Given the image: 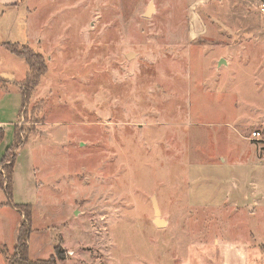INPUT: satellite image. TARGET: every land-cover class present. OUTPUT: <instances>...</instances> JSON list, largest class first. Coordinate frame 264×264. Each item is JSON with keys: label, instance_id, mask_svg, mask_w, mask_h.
Returning <instances> with one entry per match:
<instances>
[{"label": "rangeland", "instance_id": "1", "mask_svg": "<svg viewBox=\"0 0 264 264\" xmlns=\"http://www.w3.org/2000/svg\"><path fill=\"white\" fill-rule=\"evenodd\" d=\"M209 2L25 0L32 27L21 43L45 69L24 108L18 88L0 87L7 259L18 206L32 211L31 260L61 246L59 264H209L216 235L211 212L191 207V171L240 145L223 122L253 104L264 111V0ZM14 59L0 76L22 81L27 65Z\"/></svg>", "mask_w": 264, "mask_h": 264}, {"label": "crops", "instance_id": "2", "mask_svg": "<svg viewBox=\"0 0 264 264\" xmlns=\"http://www.w3.org/2000/svg\"><path fill=\"white\" fill-rule=\"evenodd\" d=\"M207 1L217 3L223 0H205ZM192 14L196 18V14ZM32 15L25 0H0V66L6 65L8 60L18 58L7 50L5 44L29 46L21 41H27L25 39L31 34ZM28 72L27 65L26 76ZM26 76L22 81L6 80L0 76L4 81L0 82V87L3 92L16 91L18 88L23 100L19 85L25 81ZM209 94H213L212 100H216L214 93ZM223 98L225 97L220 100ZM233 103H238L236 98ZM249 107L246 114L249 113V116L241 115L237 121H233L235 118L229 119L221 127L232 131L231 135H236L240 145H227L222 154H212L217 162L214 160L194 166L191 171L193 188L188 194L191 207L211 212L212 227L216 235L213 242L215 250L209 256V264H264V111L256 104ZM252 108L255 111H251ZM257 111H261V114H257ZM7 126V122L0 120V129L5 133ZM240 127L247 133L246 136L238 130ZM254 132H261L263 138L252 140ZM226 218H230L229 223H226ZM218 223L221 225L220 229ZM257 231L262 234L257 235ZM3 254L5 249L0 251V255ZM12 256L7 259L3 255L6 264H11ZM64 261H58V264Z\"/></svg>", "mask_w": 264, "mask_h": 264}, {"label": "trees", "instance_id": "3", "mask_svg": "<svg viewBox=\"0 0 264 264\" xmlns=\"http://www.w3.org/2000/svg\"><path fill=\"white\" fill-rule=\"evenodd\" d=\"M5 47L8 51H10L13 55L22 58L26 61L29 72L26 76L24 82L20 83L19 88L23 95V108L25 106L26 100L31 96L33 89L37 86L36 74H40L42 70L45 69L43 56L41 54L36 53L32 48L25 45L19 44H5ZM0 82H4L2 78H0ZM6 155L3 158V165L7 168V160ZM13 171H11L10 179H8V192L9 194L12 193V181H13ZM4 182L0 181V189L5 190ZM16 210L23 213L24 221L21 224L19 238L17 245L14 250V254L11 259V264H58V261L66 260V253L61 248V246H57L55 249V255L51 257L49 260H36L33 261L29 255V240L31 235V224H32V211H21L18 206H14Z\"/></svg>", "mask_w": 264, "mask_h": 264}, {"label": "water", "instance_id": "4", "mask_svg": "<svg viewBox=\"0 0 264 264\" xmlns=\"http://www.w3.org/2000/svg\"><path fill=\"white\" fill-rule=\"evenodd\" d=\"M155 11V7L153 5V3H151L145 13V17H151L153 12ZM129 59H131L133 57L132 54L128 55ZM223 62V61H222ZM221 62V63H222ZM153 202V209H154V214H155V225L159 228H165L167 226V222L161 219V212L157 203V199L153 198L152 199Z\"/></svg>", "mask_w": 264, "mask_h": 264}, {"label": "built area", "instance_id": "5", "mask_svg": "<svg viewBox=\"0 0 264 264\" xmlns=\"http://www.w3.org/2000/svg\"><path fill=\"white\" fill-rule=\"evenodd\" d=\"M260 12L262 14H264V3L260 7ZM262 138H263V136H262V133L261 132H254V133H252V137H251L252 140H260Z\"/></svg>", "mask_w": 264, "mask_h": 264}]
</instances>
